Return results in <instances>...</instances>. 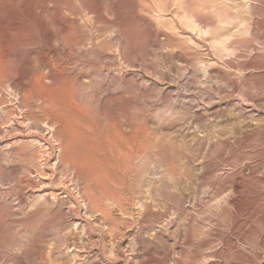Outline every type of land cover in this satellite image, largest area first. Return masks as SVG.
Masks as SVG:
<instances>
[{
	"label": "rangeland",
	"instance_id": "374dc122",
	"mask_svg": "<svg viewBox=\"0 0 264 264\" xmlns=\"http://www.w3.org/2000/svg\"><path fill=\"white\" fill-rule=\"evenodd\" d=\"M117 1L97 0L101 17L80 20L65 62L69 77L88 82L83 50L102 46L85 121L89 135L121 139L122 155L99 139L95 154L111 178L114 220L107 224L99 211L78 205L69 194L76 190L47 165L30 174L20 203L5 195L14 184L8 174L0 181V205L11 203L0 210L6 227L0 264H223L215 255L224 249L236 264H264V0H193L205 15L201 22L188 16L183 0H147L149 11L131 6L119 20ZM134 19L137 42L128 46L119 31ZM113 97L123 98L129 115L124 109L102 115L101 101ZM8 98L13 114L0 127L6 164L19 163L11 151L17 140L30 139L47 156L50 128L31 126L18 96ZM57 152L48 156L51 165ZM234 172H240L234 186L221 184ZM42 196L59 204L51 222L65 226L66 240L50 224L38 229L23 220ZM242 221L244 235L236 232ZM36 253L46 261L35 260Z\"/></svg>",
	"mask_w": 264,
	"mask_h": 264
},
{
	"label": "bare ground",
	"instance_id": "6f19581e",
	"mask_svg": "<svg viewBox=\"0 0 264 264\" xmlns=\"http://www.w3.org/2000/svg\"><path fill=\"white\" fill-rule=\"evenodd\" d=\"M96 2L97 0H0V127L9 122L13 114L12 108L8 106L10 101L8 96L13 94L18 96V107L25 109L22 119L30 121V125L36 127H39L41 122H45L50 128L52 138V141H49L47 156L44 155L46 151L30 139L15 140L17 145L12 147L11 151L19 161L18 164L7 165L4 154L0 150V181L2 182L8 174L14 175L12 179L14 184L5 195H14L20 203L23 201L25 187L33 183L30 174L42 173L41 167L47 165L52 172L59 171L64 183L66 185L70 183V186L76 190L75 194L71 191L69 194L73 196L78 205L82 201L85 209L92 212L99 211L104 222L111 224L114 220L113 211L116 205L110 190L111 178L104 170L102 160L95 157V154L101 146L100 141L107 149L122 155L118 147L121 139L116 136L110 138L103 137V135L98 138L95 134L91 136L88 134L90 128L85 121L89 112L87 103H90L91 98L88 89L93 90L98 86L97 78L102 71L99 63L95 61L103 53L102 46L92 45L83 50L82 55L85 62L89 64L90 79L88 82L71 78L65 71L66 58L70 56L68 45L81 31L80 20L89 15H93L95 19L101 17ZM183 3L189 17H193L197 22L205 18L201 10L195 11L191 7L193 0H183ZM131 6L147 11L152 8L147 0H119L115 4L119 20H122L125 11ZM211 8L213 12H216L220 6L214 3ZM81 13V17H78L77 15ZM138 15L142 21H148L144 15ZM128 21L123 23L119 35L126 45L131 46L137 42L135 23L139 22V19ZM225 47L228 49L227 46ZM225 52L223 55H229L226 50ZM41 66L44 67L43 70H39ZM101 102L102 115L105 117L106 115L110 117L113 111L123 109L128 115L130 114L123 105L122 97L108 98L105 101L103 99ZM41 115L43 119L40 118ZM52 142L56 143V146ZM1 147L0 143V149ZM54 148L58 149V152L54 158L55 164L51 165L48 156L50 157L51 150ZM41 157V162L37 161ZM238 174L240 172L231 173L224 178L226 180L221 184L228 183L234 186L233 178ZM258 181L259 179L256 183ZM0 194V198L5 196ZM42 198V200L34 199L33 203H30V210L23 215L22 212L20 213L23 220L25 222L34 220L36 228L50 224L49 227L59 235V241L66 240L65 235H60L65 226L62 227L60 223L58 228L52 227L51 222L59 204L54 206L49 197L42 196ZM2 203L0 210L6 212L5 210L11 207V203H7L6 200ZM244 204L246 203L238 207V213L243 211ZM261 205H256L254 210L258 211ZM22 206L18 209L19 211L24 209ZM1 215L0 213V246L3 243L1 239L6 240L4 238L6 233L3 229L6 227L3 226ZM151 217L158 219L159 214H152ZM258 220L257 218L256 221ZM244 227L245 222L242 221L237 226L236 232L241 235L246 234L245 231L242 232ZM246 231L249 232V230ZM223 241L226 245L230 243L228 238H223ZM231 246L228 245L226 249H232ZM55 248L58 249L59 246ZM229 251L224 249L215 257L224 258L223 264H236L233 262L234 259L229 257ZM34 259L46 261V257L39 253H36Z\"/></svg>",
	"mask_w": 264,
	"mask_h": 264
}]
</instances>
